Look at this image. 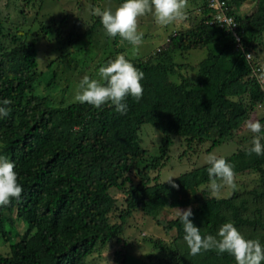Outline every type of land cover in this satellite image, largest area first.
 Here are the masks:
<instances>
[{"label":"trees","instance_id":"1","mask_svg":"<svg viewBox=\"0 0 264 264\" xmlns=\"http://www.w3.org/2000/svg\"><path fill=\"white\" fill-rule=\"evenodd\" d=\"M90 1L95 18L82 33L89 45L77 49L81 40L75 30L65 34L56 18L41 15L47 0H24L23 21L9 20L14 32L0 19V101L12 102L9 115L0 119V155L15 162L23 186L19 199L0 206L1 237L10 245L7 253L0 251V264H91L89 259L110 243H128L124 229L137 213L156 216L166 230V238L145 237L152 264H235L229 253L218 255L214 248L191 255L179 215L164 219L158 211L161 203L171 205L168 199L187 203L202 235H216L222 223L233 221L246 237L264 243V155L248 154L252 139L223 156L236 177L254 174L251 184L235 181V189L222 198L203 187L209 182L208 163L171 183L153 172L169 160L175 138L194 150L209 142L211 150L247 131L251 113L264 108V83L257 76L264 0H186L181 26L147 57L138 55L139 46L119 45V35L107 37L106 48L96 52L92 33L103 25L95 6L122 0ZM30 6L33 20L21 29ZM40 41H49L55 53L46 65ZM203 48L205 56L195 64L174 60L175 53ZM118 54L143 71L142 97L128 96L124 115L110 103L97 108L75 101L76 71L95 78L92 70ZM258 120L264 124V115ZM145 123L162 133L151 156L140 139ZM115 191L123 193V201ZM124 246L114 252V264H128Z\"/></svg>","mask_w":264,"mask_h":264},{"label":"clouds","instance_id":"2","mask_svg":"<svg viewBox=\"0 0 264 264\" xmlns=\"http://www.w3.org/2000/svg\"><path fill=\"white\" fill-rule=\"evenodd\" d=\"M186 0H122L119 6L96 8L95 14L109 37L119 35L123 40L134 46L142 43L143 32L138 30V17L151 12L155 22L168 25L185 16ZM144 73L138 69L124 54L109 59L97 69V77L83 76L77 85L78 91L74 99L79 103H88L99 108L105 103L114 105L115 111L124 115L128 111L126 98L135 97L139 100L143 95L141 81ZM9 99L0 101V119L10 113L7 107ZM247 128L254 134L248 154L264 155V124L259 120L247 121ZM209 182L203 186L212 196L222 198V189H235V172L233 165L223 156L210 154L206 157ZM15 162L5 155H0V206L7 205L12 199H19L23 186L18 182ZM172 177L167 179L171 181ZM175 186V185H174ZM184 228V240L191 255L201 251L216 249L217 254L229 253L235 264H262L264 262V243L259 239L248 238L239 231L233 221L220 225L216 235H202L200 228L190 219L193 216L191 207L178 212Z\"/></svg>","mask_w":264,"mask_h":264},{"label":"rangeland","instance_id":"3","mask_svg":"<svg viewBox=\"0 0 264 264\" xmlns=\"http://www.w3.org/2000/svg\"><path fill=\"white\" fill-rule=\"evenodd\" d=\"M17 1V3H16ZM24 3V0H0V19L4 21L7 28H10L13 32L16 29L15 25H11L9 20L11 19L15 23L22 22V16L19 13L20 6ZM66 4L71 6L69 10L65 8H60L59 4ZM20 4V5H19ZM110 5V6H108ZM116 6V7H115ZM119 6L118 2H112L107 4V1L100 2L95 6L96 8H111L115 10ZM189 8V4L186 5L185 11ZM29 9V8H28ZM92 3L90 0H47V3L41 10L42 13L48 16H52L56 18V24L62 28V31L65 34H68L69 31L75 30L77 34L75 37H79L81 40V44L75 45L74 49L78 47H82L84 45H89L87 43V39L82 35L83 32L86 31V28L89 24H91L95 17H93L92 10ZM34 15V10L32 6H30L29 13L27 15V25L21 26V29L28 28L31 25L32 17ZM188 15V14H187ZM39 20V19H38ZM36 20L32 26V31L34 28L37 27L39 21ZM183 21V19H182ZM181 20L175 21L168 25H159L155 22V19L151 12L144 14L143 16L138 17V30L143 32V40L139 47L136 49L139 50V56H146L150 53L152 47L155 49L160 43L168 40L171 32L176 27L181 26ZM99 28V27H98ZM101 29H96L93 31L92 35H94V47L95 51H103L106 48V41L107 37L112 40L113 37H109L104 29L103 26H100ZM32 35V34H31ZM29 35V39H32V36ZM81 35V36H80ZM262 42H259V46L257 51V59L259 62V68L257 69V76L264 83V36L261 38ZM11 42L10 39H7V43ZM131 45L129 42L123 40L121 37L119 39V45ZM39 49L41 59L43 61V65H46L47 61L49 60L52 55H55L53 52V48L51 43L48 41H40L39 42ZM206 49H197L193 51H189V53H184V56L181 54L177 55L175 53L174 60L179 63H197L203 56H205ZM94 68V66H93ZM184 73L185 68L182 69ZM97 74L96 70H92ZM193 70H189V73L192 74ZM194 74V73H193ZM87 75V73L82 72V70L76 71L74 78H76V88L73 91L76 93L78 91L77 85L79 84L80 80L83 76ZM97 77V76H96ZM173 78L179 79L177 75L173 76ZM80 79V80H78ZM72 81V84H74ZM180 81V80H179ZM264 108L258 107L254 112L250 115V121L258 120L264 115ZM247 128V127H246ZM249 129L247 131L240 132L239 135H235V137L227 142H224L211 150H207L210 143L206 142L198 150H194L192 147L189 148L185 143L178 140L180 138H175L169 154V160L164 162V166L160 169L159 172H153V175H158V179L160 181H166L169 177H177L180 174L191 170L194 167H200L207 164L206 157L210 154H215L219 156H227L235 152L239 144H244V146L249 145L253 135L249 133ZM243 136L250 137L249 140H242ZM162 133L157 130L152 124L145 123L141 130H140V139L142 145L148 149L150 156L155 155L158 152L159 145L161 142ZM185 151L183 155L182 152ZM254 174H244L241 176H235V181H237L239 186H244V184L250 185L253 180ZM171 178V179H172ZM232 190L231 187H225L222 189V197L229 194ZM115 195L118 197L119 201H123V193L121 191H115ZM168 202L171 205L167 204H160L161 208L158 211V215L163 217L164 219H170L178 215L179 209L184 210L189 208L187 203H177L173 204L169 199ZM156 216L151 215H143L141 213H137L134 216H131L127 219V224L125 230V235L123 240L127 239L128 243L126 242H118L114 241L113 244H109L106 249L103 250L101 254H96L89 259L91 264H112L113 263V254L114 252L121 248L122 246L126 247L127 254H128V264H152L150 262V258L148 257L149 252L152 251V245L145 240L146 236H158V237H165L166 230L162 229L163 226L159 225L155 222ZM113 219H116L115 216ZM24 226H22L23 228ZM21 228V229H22ZM175 234V232H174ZM166 238V237H165ZM126 243V244H124ZM124 244V245H123ZM10 250L9 243H6L3 238L1 237L0 233V251L3 253H7ZM157 262V259H153ZM114 264V263H113ZM264 264V262H262Z\"/></svg>","mask_w":264,"mask_h":264}]
</instances>
